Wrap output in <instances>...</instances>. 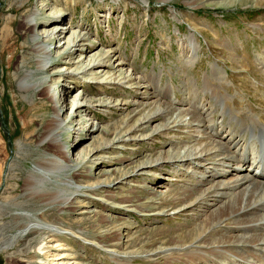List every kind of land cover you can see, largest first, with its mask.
I'll use <instances>...</instances> for the list:
<instances>
[{
	"label": "rangeland",
	"instance_id": "rangeland-1",
	"mask_svg": "<svg viewBox=\"0 0 264 264\" xmlns=\"http://www.w3.org/2000/svg\"><path fill=\"white\" fill-rule=\"evenodd\" d=\"M263 75L264 0H0V264H264V248L203 244L212 227L189 246L247 180L264 190L241 152L263 146ZM192 108L199 125L181 113ZM43 156L57 166L26 197ZM219 162L223 174L210 173ZM218 184L217 201L192 207ZM48 191L59 198L41 199ZM16 216L49 232H21Z\"/></svg>",
	"mask_w": 264,
	"mask_h": 264
},
{
	"label": "bare ground",
	"instance_id": "bare-ground-1",
	"mask_svg": "<svg viewBox=\"0 0 264 264\" xmlns=\"http://www.w3.org/2000/svg\"><path fill=\"white\" fill-rule=\"evenodd\" d=\"M162 1L165 2L167 0H162ZM21 9H22V7H21ZM16 12H17V10H16ZM30 28H31V25L28 23H24V25L22 27V29L25 31H28ZM6 35H8L7 32H6ZM10 39H11V37H6V41H9ZM78 46H79V48L81 47L80 45H78ZM41 53H42L41 50H38V54H41ZM41 92H43V94L47 93L48 89L43 88L41 90ZM45 95H47V94H45ZM258 101H259V99H258ZM259 103H260V105H264V98L263 97L261 98ZM189 110H185L183 112L181 111V113L183 114V116L184 115L189 116L191 122H195V123L198 122V125H199V121L203 122L202 118L198 115L197 110L195 108H192ZM239 116L244 117V114H241ZM56 117L48 120V122L46 123V127L44 126V128L41 132V137H43L44 139L55 135V131L57 130V128L59 126V122L56 120ZM148 119H151V118L149 117ZM250 121H252V120L250 119ZM258 122L264 126V113L258 114ZM248 126L249 125H247L246 127H248ZM201 127L205 130V132L209 128H213L212 125H207L205 123H204V126L201 124ZM249 127H251V126H249ZM222 129H223V127H222ZM238 133H240V132H238ZM259 134H262L259 136L261 137L262 142L264 143L263 132H259ZM216 135H219V133H216ZM229 135H231V133H229ZM235 137H238L239 139L235 138ZM232 141L236 146H241V147L246 142L245 137L244 136L241 137V135H238V134H236V135L234 134L232 136L230 142H232ZM50 142L52 145L51 147L54 148L55 152L60 154L62 151L60 150L59 142H57L54 137H52V140ZM263 143L262 144L260 143V144L263 145V148H264ZM213 145H215V144H213ZM222 146H223L222 143H218V146L216 148L214 146L213 151L224 150V148ZM254 148H256V146H253V151H254ZM261 150H259V151H261ZM241 152H244L243 153L244 160H242V162L248 161V159H247L248 156L252 155V159L254 158L253 152L251 154L247 147H243ZM245 154H246V156H245ZM191 155L194 156L196 158V160H199L201 158V156H199L197 149H195L194 153H192ZM45 156L40 157L39 159H37L36 161L33 162V170L31 171V173H29L27 178L23 180V185H22L23 190L25 192H28V195L26 197H29V198L33 197V195H31V193L34 192V190H36L35 185L38 184V182L36 183L34 179L42 178L44 176H48L50 174V172L53 171L55 166H57L55 159L50 158V157H45ZM184 156H186V155H184ZM58 157H60V155H58ZM182 157L183 156L175 157L174 159H176L177 161H183L185 158H182ZM214 159L215 158L212 157L211 160L213 161ZM224 160L226 162L227 161L235 162V156L225 155ZM259 164H260V161L257 160L255 162V165H259ZM218 165L219 166L216 167V163L212 164V166L210 167V169L212 171H209V172L210 173L215 172L214 174H216V175L223 174L224 170L221 169V168H223L222 164L219 162ZM236 170H237V172H239V169L236 168ZM262 173H264V162H261L260 169L257 173H255V176H258L260 178H264V174H262ZM72 175H73V177H71V178L76 177V176H74V174H72ZM251 182H252V186L249 187ZM247 183H248V185H246V183H244V185H246L245 186L246 189L240 190L238 193L234 194L230 200L223 202L219 206L217 205L218 207L215 210H212L208 215H205V218L203 219V221H201L198 225L199 229L196 230L194 238L192 239V241L189 242L190 243L189 246L193 245L195 240H197L206 231V229H209L212 227V230L208 231L207 234L203 237L204 239L202 238V240H203L202 243L205 244L206 246H208L209 244L210 245L216 244L217 246L224 245L220 248V250H227L230 252L231 251L235 252L236 249L238 251L239 248H241L242 250H243V248H249V249L254 248V247H256V248L259 247L260 249L264 248V238H263L264 235L260 234V232H259V231H262L264 229V214H260V212L261 213L264 212V190H263V188H261V183L258 181L247 180ZM223 186H225V185L218 184L212 188L209 187L208 189L204 190L202 193L199 194V196L197 197V200L192 203V207L193 208H197V207L200 208L209 199H214V201H217V199H218L217 194H219V193L222 194V190H224ZM9 189H11V188H9ZM238 189H239V187H237L233 190L237 191ZM44 197H45V200L55 201L59 198V195H55L52 192L48 191V192H46V195L43 196L41 199H44ZM58 204L61 206V209H62L64 207L69 206L71 204V202H69V198H64V200L60 201V203H58ZM47 205L49 206L50 203H48ZM15 220L16 221H23L22 223H18L17 228H16L17 230H21V232H24L27 229H28L27 234H31V233H34L37 231H43L44 233L49 232L48 229H45V228L35 229L31 225L29 226L30 221L28 220L27 216H25V219H21V218L16 216ZM33 222H35V221H33ZM244 222L247 223L248 225H246V226L243 225ZM222 226L226 227V228L228 226H230L228 228V230H226L227 235H224L226 233H223L224 238L222 240H219L217 242L216 241L209 242L210 241L209 240L210 235H215L216 232L219 233V232L224 231V228ZM215 227L218 228L219 230L218 229L215 230ZM243 232L248 234V238L243 237L239 234V233L243 234ZM251 232H253V233H251ZM190 238H192V236L186 238L183 241H179V244H181L180 247H183L185 245L184 243L189 241ZM199 241H201V240H199ZM245 246H250V247H245ZM38 251H39V253H41L42 249L39 248ZM256 251H258V250H256ZM249 254H250L249 256L253 257L255 255V252L249 251ZM196 255H198V253L192 254L193 257H191V258L194 260H196V258H198L200 260L201 257H199V256L196 257ZM193 263H196V262H193Z\"/></svg>",
	"mask_w": 264,
	"mask_h": 264
}]
</instances>
